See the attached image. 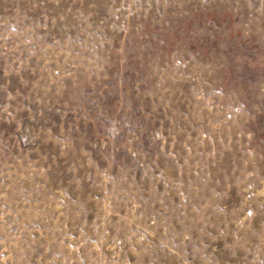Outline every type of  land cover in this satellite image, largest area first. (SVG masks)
<instances>
[{
    "label": "rangeland",
    "instance_id": "1",
    "mask_svg": "<svg viewBox=\"0 0 264 264\" xmlns=\"http://www.w3.org/2000/svg\"><path fill=\"white\" fill-rule=\"evenodd\" d=\"M0 264H264V0H0Z\"/></svg>",
    "mask_w": 264,
    "mask_h": 264
}]
</instances>
